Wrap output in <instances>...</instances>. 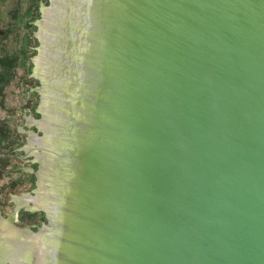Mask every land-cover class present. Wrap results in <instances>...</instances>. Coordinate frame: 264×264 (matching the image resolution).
Segmentation results:
<instances>
[{
	"label": "water",
	"instance_id": "1",
	"mask_svg": "<svg viewBox=\"0 0 264 264\" xmlns=\"http://www.w3.org/2000/svg\"><path fill=\"white\" fill-rule=\"evenodd\" d=\"M0 264H264V0H29Z\"/></svg>",
	"mask_w": 264,
	"mask_h": 264
},
{
	"label": "rangeland",
	"instance_id": "2",
	"mask_svg": "<svg viewBox=\"0 0 264 264\" xmlns=\"http://www.w3.org/2000/svg\"><path fill=\"white\" fill-rule=\"evenodd\" d=\"M29 0H0V106Z\"/></svg>",
	"mask_w": 264,
	"mask_h": 264
}]
</instances>
